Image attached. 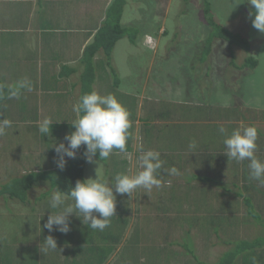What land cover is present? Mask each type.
<instances>
[{
    "label": "rangeland",
    "instance_id": "rangeland-1",
    "mask_svg": "<svg viewBox=\"0 0 264 264\" xmlns=\"http://www.w3.org/2000/svg\"><path fill=\"white\" fill-rule=\"evenodd\" d=\"M238 2L0 0V69L8 66L17 76L0 79V121L12 122L0 137L15 145L0 144V152L20 156L21 164L36 157L42 163L36 172L0 179V264H23L25 257L29 264H218L230 255L234 264L257 262L248 244H237H264V185L250 179L248 160L223 153L226 135L255 126V154L264 158V33L252 26L246 0ZM105 26L124 36L109 55H93L90 46ZM224 29L241 33L248 50L215 34ZM104 38L92 49L96 43L102 49ZM23 79L31 90L7 99V89ZM93 90L115 95L132 127L126 152L114 150L106 160L96 155L86 162L81 145L76 157H83L84 179L95 178L98 166L109 183L118 173L135 175L137 158L151 149L163 161L156 175L164 186L147 193L141 187L132 196L114 192L116 215L103 231L73 213L67 234L49 232L44 224L58 211L49 200L60 191L50 183L58 168L55 145L67 144L77 119L73 105ZM44 118L52 121L49 136L38 129ZM173 166L179 175H168ZM29 179L35 182L30 192L22 183ZM226 200L250 211L228 225ZM49 235L58 249L44 255L39 245Z\"/></svg>",
    "mask_w": 264,
    "mask_h": 264
},
{
    "label": "clouds",
    "instance_id": "clouds-1",
    "mask_svg": "<svg viewBox=\"0 0 264 264\" xmlns=\"http://www.w3.org/2000/svg\"><path fill=\"white\" fill-rule=\"evenodd\" d=\"M241 2L244 0H239L238 3ZM246 2L250 6L248 17L252 26L264 33V0H246ZM25 88L31 90L27 79L17 81L14 86L7 89V98H19L20 90ZM73 112L77 116V119L71 123L75 130L65 135L64 140L67 144L60 142L55 145V152L58 154L55 162L58 168L63 170L67 162L65 157L74 159L81 145L85 146L84 158L88 163L94 162L97 153L100 160H106L114 150L126 152L132 122L128 110L115 95L111 93L102 95L95 90L85 93L80 101L73 105ZM11 125L12 122L8 119L0 121V135H3L5 129ZM50 125L52 121L44 118L38 125L39 132L44 136L51 135ZM225 131L224 127L219 128L221 134H225ZM257 138L258 130L255 126L237 128L230 135L225 136L223 143L226 150L223 153L227 155L228 160L237 162L248 160L250 179L264 185V161L255 155ZM195 147L194 141L189 144L190 149ZM137 167L139 170L135 175L118 173L112 176V182L109 183L102 179L98 166L95 178L77 180L67 193L54 192L49 200V209H58V211L54 214L51 212L44 228L49 232L56 230L67 234L71 230L69 216L75 213L78 217L82 215V222L91 229L103 231L109 226L111 217L116 215L114 192L132 196L133 192L141 187L147 193L153 187L160 189L164 186L156 175L157 170L163 167L158 151L149 149L142 152L137 158ZM166 171L170 176L179 175V170L174 166ZM68 198L72 203H67ZM39 248L46 255L50 250L58 249L57 241L49 235L45 237Z\"/></svg>",
    "mask_w": 264,
    "mask_h": 264
},
{
    "label": "trees",
    "instance_id": "trees-1",
    "mask_svg": "<svg viewBox=\"0 0 264 264\" xmlns=\"http://www.w3.org/2000/svg\"><path fill=\"white\" fill-rule=\"evenodd\" d=\"M114 17L115 19L119 20V15L118 12L120 11V6L118 4V2H114ZM118 11V12H117ZM110 23V22H109ZM117 23V22H114ZM221 24L220 23H214V27H220ZM118 28V26H116ZM127 27H125L124 30H126ZM223 31L225 33H223ZM222 32L216 30L215 34L217 35H221L223 37H225L228 40H231L232 42H238L241 43L245 46V48L247 49V46L242 42V37H241V33L235 34L232 33L230 31H228L227 29H224ZM213 32V31H212ZM123 33H121L118 36H112L109 28L107 26H105L104 28H102L98 34L96 35V39L95 41L92 43V45L90 46V52L93 55L97 56L103 52L104 54L106 53L107 55H109L110 50H112V48L114 47L115 43L117 42L118 39L122 38L124 35H122ZM102 36H104V42H103V48L99 50V46L100 43H96L94 46V49H92L93 44ZM248 50V49H247ZM250 58V55L247 56L246 61H248V59ZM250 62L254 63L256 61L250 59ZM260 151H262V147L260 148ZM98 158L99 154H96ZM257 156V158H259L261 161H264V158L261 156V152H258L255 154ZM227 165V164H225ZM84 179V160L82 155H79L77 157H75L74 159H71L70 161L66 162V166L64 167L63 170H61L60 168H56L54 175L51 177L50 183L52 186H58L60 191H63L65 193H67L71 187H73L76 183L77 180H81ZM24 185H28V189L33 186L35 184L33 179H29L27 182H22ZM228 200H226V207L228 208L229 212H230V220H227L225 223H227L228 225H230V222L232 221V219L242 213L245 212H249L250 208L249 206L244 210L239 209L238 207H235V203L234 202H227ZM224 225V224H223ZM223 225L218 228L217 231H220L223 228ZM247 244L252 248H257L258 246H264V244H259V240H254V241H249V240H243L242 242L238 243V247L242 248V249H246ZM250 249V250H251ZM249 251V250H248ZM154 256L159 257L161 255L159 254H154ZM235 262V256L234 255H230V257H228V259L226 260H222L220 263L218 264H234ZM29 264V262H28Z\"/></svg>",
    "mask_w": 264,
    "mask_h": 264
},
{
    "label": "crops",
    "instance_id": "crops-1",
    "mask_svg": "<svg viewBox=\"0 0 264 264\" xmlns=\"http://www.w3.org/2000/svg\"><path fill=\"white\" fill-rule=\"evenodd\" d=\"M69 1H71V0H69ZM86 8L92 9L93 8V1L87 2ZM74 9H75V7H73V5H70L69 14L76 15L77 11ZM77 56H79V55H77ZM15 78H17L16 74L14 72H11L10 68L8 66L2 67L0 69V79L12 80ZM13 137H16V135H14ZM0 144H4L6 146V150L7 149H13V150L15 149V145L12 143H7L6 139L3 137H0ZM6 150L0 152V179L1 180L6 178V176L21 174V173H27V172H36L40 168V166H42V163L37 161V159H38L37 157L35 159H27V161L25 163L21 164V160H20L21 157L20 156H10ZM17 151H19V150H17ZM52 168H54V167H52ZM33 187H35V186H31L28 189V191L30 192ZM0 239H3V238H0ZM20 239H24L23 236H20ZM20 239H18V240H20ZM252 249L254 250L252 258H257V262L250 261V263H248V264H264V246L263 247L258 246L257 248H252ZM23 264H28V257H25Z\"/></svg>",
    "mask_w": 264,
    "mask_h": 264
}]
</instances>
